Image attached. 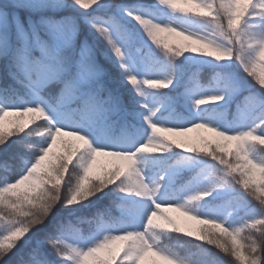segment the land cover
<instances>
[{"label":"trees","instance_id":"16d2710c","mask_svg":"<svg viewBox=\"0 0 264 264\" xmlns=\"http://www.w3.org/2000/svg\"><path fill=\"white\" fill-rule=\"evenodd\" d=\"M111 2L114 5L111 10L100 8L89 13L79 8H55L46 4L21 9L25 14L18 18L19 22L25 29L30 23L40 26L39 35L52 47L60 48L70 75H78L82 54H86L94 74L82 82L78 100L61 103L59 89L49 87L46 93L42 91L36 95L26 83L13 79L9 75L13 67L11 58L0 56V102L21 107L44 105L46 111L53 117L58 116L60 121L89 128L112 150L138 147L148 131L147 125L138 119L142 113L140 98L131 85L124 83V71L112 45L92 27L88 18L100 21L99 27H103L104 22L113 41L121 46L139 72L142 69L152 73L163 71L176 78L173 88H150L155 100L168 105L158 112V122L191 125L201 120L230 134L255 130L242 140L224 139L214 133L198 152L174 148L166 153L141 154L149 175L162 177L173 173L171 195L193 183L210 188L211 181L215 190L213 196L202 198V209L209 214L225 213L229 226L227 231L208 227L213 244L174 230L158 233V244L187 264H233V260L218 248H231L241 264H247V249L264 228V213L260 210V204L264 203V136H260L264 135V103L260 102L264 101V89L247 75L238 59L217 61L200 53L212 51L204 47L206 43L221 48L226 44L230 54L250 59L259 70L264 64V44H258L255 26L247 27L246 22L264 18V0ZM6 3L7 0H0V7ZM136 15L141 16L140 21L135 19ZM69 18L75 21L74 33L70 26L59 31L53 25L40 23L45 19L63 21ZM228 20L232 21L230 28H226ZM158 23L178 27L185 33L184 36L158 34L162 40L167 37L165 42L169 48L185 51L183 56L166 52L148 37L144 29ZM3 32L0 47L10 45L14 49L23 43V37L15 29L9 36L5 25ZM200 93L223 95L224 99L195 115L186 108L183 97ZM54 108L57 109L55 113L51 111ZM3 123L0 122V126L4 127ZM31 147L30 144L25 146L19 137H13L6 146L0 147V186H3V178L11 180L30 166ZM106 163L107 167H116L111 160ZM45 171L42 169L41 176L31 184L23 185L19 193L0 194V248L6 250L11 246L15 237L22 234L14 229L26 228L33 213L45 211L51 198L48 191L51 185L43 175ZM74 179L70 170L63 186H70L69 182ZM129 204L114 185L82 205L68 209L58 207L44 225L34 229L21 242L9 264H16L21 254L36 248H40L47 259H55L47 240L58 233L62 223L82 221L81 234L85 236L96 229L92 221L125 224L122 212L134 213L133 209H128ZM110 264L127 262L116 260Z\"/></svg>","mask_w":264,"mask_h":264},{"label":"clouds","instance_id":"9594fccd","mask_svg":"<svg viewBox=\"0 0 264 264\" xmlns=\"http://www.w3.org/2000/svg\"><path fill=\"white\" fill-rule=\"evenodd\" d=\"M71 2V0H70ZM161 3H166L167 0H160ZM99 0H75L72 7L77 8L79 5L81 8L92 9L97 5ZM131 14V13H130ZM137 21L141 20L140 15H136ZM264 22V18L260 21H247V27H254L256 36L264 30L259 25ZM232 27V21L228 20L226 28ZM148 37L153 43L160 46L166 52L171 53L174 56H183L185 51L176 48H169L165 42L167 37L163 40L159 38L158 34L167 32L169 36H184L185 33L178 27L173 28L166 24H152L150 27L144 29ZM106 40L108 39L107 30L99 33ZM110 44L113 41H108ZM205 48L211 49V52L221 53V55L212 56L211 52L200 53L203 56L214 57L217 61H231L233 60V54L228 51V46L225 44L222 48L216 47L212 43L204 44ZM119 50V49H117ZM251 55V54H250ZM246 62L251 63L250 59ZM243 70L247 73L253 81L259 85L261 89H264V64L259 66V70L252 66L250 69L243 67ZM136 77H131V82L136 81ZM153 81L144 80L140 84H151ZM169 83L167 79L164 81ZM224 99L223 95H207L200 99L195 100L196 106L207 105L210 103L219 102ZM7 104V102H0ZM160 111L159 108H154L150 111V115L147 117L150 126V135L147 140L134 151L124 150H112L104 147L93 146L92 140L88 135H85L79 131L67 130L62 124H60L44 106L39 104L35 106H23L14 108H4L0 111V122L6 121L11 127L5 128L0 126V147L7 145L8 141L13 137H19L25 144H30L31 147V162L30 166H26V171L17 174L13 179L9 180L6 177L3 178V186H0V194L3 193H19L21 187L26 184H31L35 179L41 176V170L46 171L43 175L47 178V182L51 185L48 191L51 193V198L47 202V206L44 212L36 214L33 213L27 221L28 226L22 230L14 229V231H22V234L15 237L11 246L6 249L0 248V264L6 259L7 256L13 255L20 248L21 242L39 226L44 225L48 219L53 215L58 207L65 209L72 208L76 205H82L87 201L92 200L94 197L104 192L105 189L111 186H117L120 192H134L136 196L141 194V189L131 183L126 175L122 174V169L118 165L114 168L107 167V161L109 160H121L127 162V167L131 169L132 165L136 162V159L140 154L146 153H166L174 148L182 149L185 152L193 151L198 152L199 149L182 148L180 144H175L168 140L167 136L163 133H187L193 130H207L215 132L218 136L224 139H237L242 140L251 135L249 131H241L238 133H228L220 130L218 127L212 126L210 123H193L188 127H169L164 126L161 123L153 122L152 118L156 117ZM27 165V162H25ZM71 170L74 180L70 181V186H63L64 177ZM241 181L237 178V184ZM210 188L202 191L201 195L206 197L212 194L215 190L212 182L210 181ZM161 185L157 182L151 186V191L154 196L159 194ZM190 199L199 197H189ZM167 207L179 208V205H167ZM161 205H155V210L151 211L147 217L148 225H155L161 227V225L155 223V219L158 215H165L163 211H157ZM260 210L264 213V203L260 204ZM196 218V217H194ZM80 220H69L66 223H62L58 233L47 240V244L50 247L55 259H46V264H82L81 256L92 255L102 249H108L121 243L125 244L123 256H128L129 253L136 250L138 244L143 241L144 231L127 230L121 232H114L112 229L120 227L119 224L108 223L103 220L92 221L96 224V229L92 236L85 237L81 234ZM170 224L175 222L169 219ZM213 227H221L219 224L213 225ZM174 231H181L179 227H175ZM210 229L205 227L201 229V235L197 239H205L208 244H213L214 241L208 235ZM227 231V229H225ZM7 238V235L4 236ZM253 245H258L262 252H264V228H262L261 234L257 237L256 242L251 244L247 249L249 256H256L259 253L253 252ZM230 259L233 260V264H236L234 259L236 253L229 248L225 251L222 248H218ZM34 250L21 254L16 264H33ZM171 264V262H169Z\"/></svg>","mask_w":264,"mask_h":264},{"label":"rangeland","instance_id":"374dc122","mask_svg":"<svg viewBox=\"0 0 264 264\" xmlns=\"http://www.w3.org/2000/svg\"><path fill=\"white\" fill-rule=\"evenodd\" d=\"M121 48L120 45L117 44ZM118 64L123 68L124 71V83L131 85L132 89L138 94L140 102L142 105V113L138 116V119L147 125L148 131L145 142L150 135V126L147 117L150 115V111L154 108H159L160 111L167 108L168 105H163L159 101L155 100L150 86L140 82L146 79H171L172 84L168 88H173L177 84L176 78L169 76L163 71H157L152 73L148 69H142L139 72L131 60L123 52V59L118 57ZM135 76L137 79L135 83L131 82V77ZM143 91L144 95L140 94L137 88ZM207 95H217V94H198L193 96L192 94H185L183 99L186 108L198 115L207 105L196 106L195 100L200 99ZM216 103V102H215ZM44 106V105H42ZM46 109V108H45ZM53 113L57 112V109L51 110ZM159 111V112H160ZM158 114V113H157ZM54 118L62 124L67 130L78 129L81 133L88 135L93 141V146L108 148L101 140L97 139L95 134L87 127L82 125L70 126L68 121H60L59 117L54 115ZM153 122L161 123L164 126L169 127H188L191 125H171L165 121L158 122L157 115L152 118ZM194 123H210L206 121L197 120ZM4 127L11 126L4 121ZM212 126L216 127L214 124L210 123ZM215 132H210L207 130H196L194 132L187 133H163L162 135L167 136L169 140L175 141L180 144L182 148L188 149H202L207 143L208 139ZM123 150V149H117ZM124 150V151H134ZM116 166H120L122 169V174L126 175L128 180L137 185L141 189V194L136 196L134 192H120L122 198L129 201L130 204L128 209H133L134 213L130 214L126 211L122 212L125 217V224H119L120 227L112 229V231L118 233L127 230H138L144 231L143 241L140 242L133 252L129 253L128 256H123L122 253L125 248V244L121 243L119 245L113 246L108 249H102L92 255L80 254L82 264H110L116 260L126 261L127 264H187L182 259L178 258L170 251L164 249L158 244V233H168L172 231L175 227H179L182 232L190 237L196 238L201 235V229L205 227H213L215 224L221 225L217 227L219 229H228L229 226L226 223L227 216L223 212H218L216 214H209L207 211L203 210L202 191L208 190L209 188L200 185L198 183L191 184L188 188L182 190L179 193H174L171 195L169 190L173 189V173H167L162 177L149 175L147 172L145 163L141 154L136 159V162L132 165L131 169L127 167V162L121 160H111ZM159 183L161 185L159 194L154 196L151 191V186L154 183ZM199 197L190 199L189 197ZM213 196L212 194L206 197ZM160 204L161 208L157 211H163L165 215H158L155 219V223L161 225V227H156L155 225L147 224V217L151 211L155 210V205ZM167 205H179L176 207H167ZM196 217V218H194ZM169 219L174 221V224L169 223ZM94 233V232H93ZM93 233L86 234L85 237L92 236Z\"/></svg>","mask_w":264,"mask_h":264},{"label":"snow or ice","instance_id":"6c2138e0","mask_svg":"<svg viewBox=\"0 0 264 264\" xmlns=\"http://www.w3.org/2000/svg\"><path fill=\"white\" fill-rule=\"evenodd\" d=\"M74 3L75 0H71V2L70 0H7L6 5L0 7V41H2L3 36L5 35L3 32L5 25L8 26L7 35L10 36L12 30L15 29L23 37V43L14 49L10 45L6 48L0 47V56L11 58L12 60L13 67L9 71V75L21 83H26L36 95H39L42 91L46 93V90L49 87L59 89V102L61 103H72L73 101L78 100L81 94L82 82L87 81V79L94 74L93 68L86 58V54H82L78 75L73 77L68 73L67 63L60 48L52 47L39 35L40 26L30 23L29 28L25 29L23 24L19 22L18 18L25 14L21 11L23 8H36L40 4H46L55 8H73L72 4ZM113 6L111 0H99V3L93 6L92 9L81 8L79 5L76 7L83 13H89L100 8L111 10ZM88 20L98 33L107 30V40L113 41L109 28L104 26V22L103 27H99L100 21H96L93 18H88ZM260 20H262V18L258 19V21ZM110 22L111 21H109V23ZM40 23L43 25H53L59 31H62L63 27L70 26L72 32H75V21L70 18L63 21L45 19ZM259 26L264 29V22ZM98 27L99 30H97ZM257 40L258 44H264V30L258 34ZM111 45L115 54L123 59L122 49L118 47L114 41ZM211 55L217 56L221 55V53L213 51L211 52ZM233 56L239 60L242 67L250 69L253 66L252 63L246 62L243 56H237L235 54H233ZM146 80L153 81L151 84H146L150 86L149 88L153 89L167 88L172 84L171 79H167L169 83H165V79ZM132 83H135V81L133 80ZM137 90L140 91L141 95H144L139 87ZM260 102L264 103V101ZM14 107L21 106L0 103V111L4 108ZM194 131L195 130L191 132ZM248 131L255 133V130ZM225 251H227V249H225ZM253 252L259 253V255L248 256L247 264H264V252L261 251L258 245H253ZM13 255L7 256L2 264H9ZM46 259V256H44L40 248L34 249L33 264H46ZM234 259H236V264H241L238 257H234Z\"/></svg>","mask_w":264,"mask_h":264}]
</instances>
